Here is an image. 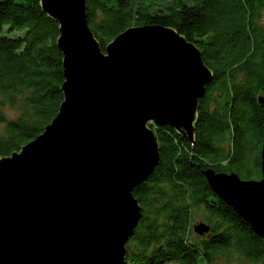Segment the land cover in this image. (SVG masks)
I'll return each mask as SVG.
<instances>
[{"label": "water", "instance_id": "obj_1", "mask_svg": "<svg viewBox=\"0 0 264 264\" xmlns=\"http://www.w3.org/2000/svg\"><path fill=\"white\" fill-rule=\"evenodd\" d=\"M39 5L58 24L63 100L39 136L0 158V264H123L140 216L132 191L160 159L150 125L194 145L198 101L213 72L175 29L131 27L102 51L85 0ZM260 162L256 181L204 175L264 239V127Z\"/></svg>", "mask_w": 264, "mask_h": 264}, {"label": "trees", "instance_id": "obj_2", "mask_svg": "<svg viewBox=\"0 0 264 264\" xmlns=\"http://www.w3.org/2000/svg\"><path fill=\"white\" fill-rule=\"evenodd\" d=\"M40 0H0V158L39 136L63 100L58 24ZM104 47L131 27L175 29L201 52L213 80L198 101L195 143L150 125L159 164L132 191L140 216L123 264H264V239L209 187L204 172L261 178L264 0H85ZM260 99L263 103H260ZM200 218L209 231L194 232Z\"/></svg>", "mask_w": 264, "mask_h": 264}, {"label": "rangeland", "instance_id": "obj_3", "mask_svg": "<svg viewBox=\"0 0 264 264\" xmlns=\"http://www.w3.org/2000/svg\"><path fill=\"white\" fill-rule=\"evenodd\" d=\"M1 113L5 116V118L7 119H15L17 116H18V111L15 109V108H12L8 105L6 106H3L1 107ZM3 128V125H0V130H2ZM199 223H203V221L200 219V218H194V221L192 222V225H196V224H199ZM220 264H234V263H225V262H222Z\"/></svg>", "mask_w": 264, "mask_h": 264}]
</instances>
